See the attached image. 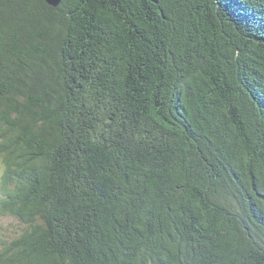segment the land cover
<instances>
[{
    "label": "trees",
    "instance_id": "obj_1",
    "mask_svg": "<svg viewBox=\"0 0 264 264\" xmlns=\"http://www.w3.org/2000/svg\"><path fill=\"white\" fill-rule=\"evenodd\" d=\"M0 264H264V0H0Z\"/></svg>",
    "mask_w": 264,
    "mask_h": 264
},
{
    "label": "rangeland",
    "instance_id": "obj_2",
    "mask_svg": "<svg viewBox=\"0 0 264 264\" xmlns=\"http://www.w3.org/2000/svg\"><path fill=\"white\" fill-rule=\"evenodd\" d=\"M2 223L5 228L3 233L5 236L3 237L11 236L12 238H14L23 228V226L18 221L12 218H5L2 220Z\"/></svg>",
    "mask_w": 264,
    "mask_h": 264
},
{
    "label": "water",
    "instance_id": "obj_3",
    "mask_svg": "<svg viewBox=\"0 0 264 264\" xmlns=\"http://www.w3.org/2000/svg\"><path fill=\"white\" fill-rule=\"evenodd\" d=\"M50 6L57 7L62 0H45Z\"/></svg>",
    "mask_w": 264,
    "mask_h": 264
}]
</instances>
